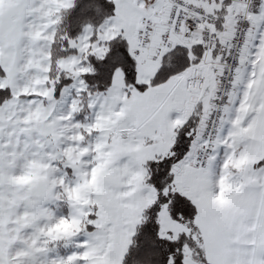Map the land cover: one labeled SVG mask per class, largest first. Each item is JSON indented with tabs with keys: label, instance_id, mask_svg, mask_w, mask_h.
I'll return each instance as SVG.
<instances>
[{
	"label": "snow or ice",
	"instance_id": "6c2138e0",
	"mask_svg": "<svg viewBox=\"0 0 264 264\" xmlns=\"http://www.w3.org/2000/svg\"><path fill=\"white\" fill-rule=\"evenodd\" d=\"M0 264H264V0H0Z\"/></svg>",
	"mask_w": 264,
	"mask_h": 264
}]
</instances>
